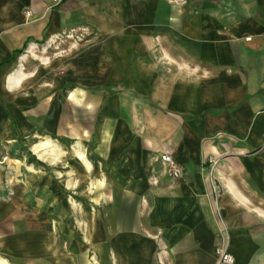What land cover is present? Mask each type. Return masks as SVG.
Here are the masks:
<instances>
[{"label": "crops", "instance_id": "crops-1", "mask_svg": "<svg viewBox=\"0 0 264 264\" xmlns=\"http://www.w3.org/2000/svg\"><path fill=\"white\" fill-rule=\"evenodd\" d=\"M222 227L264 264V0H0V264H216Z\"/></svg>", "mask_w": 264, "mask_h": 264}, {"label": "rangeland", "instance_id": "rangeland-1", "mask_svg": "<svg viewBox=\"0 0 264 264\" xmlns=\"http://www.w3.org/2000/svg\"><path fill=\"white\" fill-rule=\"evenodd\" d=\"M61 2V0H53V4L57 5ZM28 10L25 11V14H28ZM86 29L83 28L81 30H75V29H71V31H73V33H77L75 36L67 33V34H63L61 33L62 36H58L55 38V42H53L52 44V48L54 49V52L56 53H62L65 50L62 49L61 47L58 46L57 41H60V37L62 39V44L64 43V41L66 40H75L77 43L82 42L83 39V35L85 34ZM75 31V32H74ZM83 33V34H82ZM42 140H48V147L45 149H42V146H40V148L38 149L39 151H33V152H28L30 157H33V159L37 160V158L43 159L45 161V166L43 168H47L46 165H49V167L51 168L52 172H54L55 174L58 172H62L64 169H67V173L70 172V163L74 161V157H75V150H74V145L73 143H64L63 141H61L60 139H54V138H47V139H36L32 144L39 146L40 144H42L40 141ZM34 145H29L28 148L29 149H33ZM27 148V150H28ZM53 149V151H51ZM35 152V153H34ZM33 153V154H32ZM82 156V155H81ZM83 159V156L80 158ZM35 166H38L37 163H34ZM41 167V165H39ZM89 183H81V186L79 187V185L77 186L76 191H74L71 195L73 196L72 202L75 205L76 203L78 204H83V202L85 200L88 199V197L86 195H88V191H89ZM87 190V191H86ZM85 206V205H84ZM5 255L3 254V252L0 251V257H4ZM10 264H19V263H15L12 261H9Z\"/></svg>", "mask_w": 264, "mask_h": 264}, {"label": "built area", "instance_id": "built-area-1", "mask_svg": "<svg viewBox=\"0 0 264 264\" xmlns=\"http://www.w3.org/2000/svg\"><path fill=\"white\" fill-rule=\"evenodd\" d=\"M161 164L166 167L167 173L176 178L182 173L180 167L175 163L169 153H162L159 156ZM220 245L216 249V264H235V259L229 251L228 231L222 227L219 231Z\"/></svg>", "mask_w": 264, "mask_h": 264}, {"label": "bare ground", "instance_id": "bare-ground-1", "mask_svg": "<svg viewBox=\"0 0 264 264\" xmlns=\"http://www.w3.org/2000/svg\"><path fill=\"white\" fill-rule=\"evenodd\" d=\"M43 144H40L39 146H35V148H34V150L37 152V151H39L38 149L40 148V146H42ZM82 156L81 155H79V158H81Z\"/></svg>", "mask_w": 264, "mask_h": 264}]
</instances>
